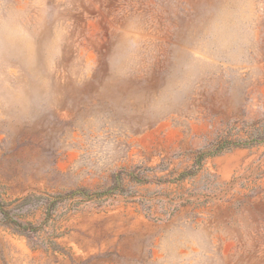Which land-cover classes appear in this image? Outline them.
<instances>
[{
  "label": "rangeland",
  "instance_id": "1",
  "mask_svg": "<svg viewBox=\"0 0 264 264\" xmlns=\"http://www.w3.org/2000/svg\"><path fill=\"white\" fill-rule=\"evenodd\" d=\"M0 264H264V0H0Z\"/></svg>",
  "mask_w": 264,
  "mask_h": 264
}]
</instances>
